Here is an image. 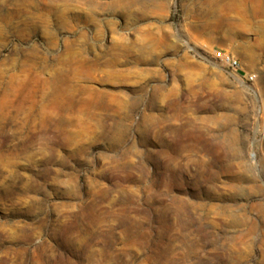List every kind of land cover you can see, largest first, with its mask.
Here are the masks:
<instances>
[{"label":"rangeland","instance_id":"obj_1","mask_svg":"<svg viewBox=\"0 0 264 264\" xmlns=\"http://www.w3.org/2000/svg\"><path fill=\"white\" fill-rule=\"evenodd\" d=\"M0 264H264V0H0Z\"/></svg>","mask_w":264,"mask_h":264},{"label":"built area","instance_id":"obj_2","mask_svg":"<svg viewBox=\"0 0 264 264\" xmlns=\"http://www.w3.org/2000/svg\"><path fill=\"white\" fill-rule=\"evenodd\" d=\"M227 60H228V62H229V64H230V66H231L233 69H237L238 64H237L236 61H232V60H230V59H227ZM249 79L252 80L253 77L250 76Z\"/></svg>","mask_w":264,"mask_h":264},{"label":"bare ground","instance_id":"obj_3","mask_svg":"<svg viewBox=\"0 0 264 264\" xmlns=\"http://www.w3.org/2000/svg\"><path fill=\"white\" fill-rule=\"evenodd\" d=\"M16 1L17 2L20 1V2H22L25 5V3H28L30 0H16ZM75 1L79 2L80 0H75ZM85 1L87 2L88 5H90V0H85ZM65 5H67V3Z\"/></svg>","mask_w":264,"mask_h":264}]
</instances>
